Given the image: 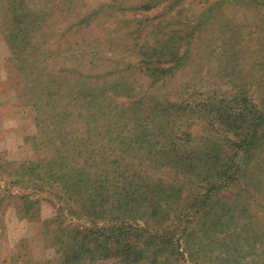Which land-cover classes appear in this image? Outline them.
Wrapping results in <instances>:
<instances>
[{"label": "rangeland", "instance_id": "obj_1", "mask_svg": "<svg viewBox=\"0 0 264 264\" xmlns=\"http://www.w3.org/2000/svg\"><path fill=\"white\" fill-rule=\"evenodd\" d=\"M164 41L174 55L149 65ZM235 90L264 105V0H0V264H120L77 244L109 228L133 233L141 247L153 236L166 239L136 264H264V146L247 163L246 179L221 188L159 186L170 168L143 160L147 182L118 186L121 209L132 212L117 220L89 215L93 203L107 205L108 187H96L92 174L76 194L49 179L62 165L71 174L82 166L105 173L104 158L115 154L116 180L121 169H137L146 152H123L105 126L128 102L179 105ZM103 102L111 105L105 115ZM204 132L190 126V149L206 145ZM147 183L158 185L154 203L170 187L179 199H164V212L150 216L135 190Z\"/></svg>", "mask_w": 264, "mask_h": 264}, {"label": "trees", "instance_id": "obj_2", "mask_svg": "<svg viewBox=\"0 0 264 264\" xmlns=\"http://www.w3.org/2000/svg\"><path fill=\"white\" fill-rule=\"evenodd\" d=\"M142 8L148 9L144 5H142ZM166 42H163L164 46L159 51L150 56L152 61L149 65L159 63L167 55H174L173 49L168 54ZM167 61H170V59ZM171 69L172 67H169L163 69V71L168 72ZM157 70L155 68V71ZM163 71L151 74L154 82L162 77L165 73ZM154 73L155 75H153ZM107 95V93L104 94L105 98ZM227 96L220 97L213 94L198 99L194 103L182 102L179 105L175 102H169L168 99L146 100L148 99L146 97L133 102L127 101L128 103L125 106L124 104L121 105L124 106L122 111L116 112L105 126L110 138L113 136L115 139H121L120 150L123 152L126 153L131 150H144L146 152L147 156H141L140 163H137L139 167L135 170L121 169L118 173L121 180H116L118 171L113 164L121 156L115 154L113 157L104 158L105 162L110 164L105 173L100 166H96V171L82 166V171L71 174L69 170H62L64 168L62 164L68 161V158L61 155L58 164L62 166L56 172L54 169L50 170L49 179L56 183L58 187L63 188L65 193L74 192L76 194L75 186L84 187L87 177L92 174L96 179V187L104 189L107 186L109 192L105 191L102 195L107 205L97 209L93 203L94 207L93 210H90L89 215L95 218L107 219L108 215L116 214L113 220L126 215L129 216V212H132L128 209H121L120 198H116V191L120 189L118 186L126 185L134 188L132 185L136 182H147L146 177L141 175V167L145 164L141 163L143 160L146 163L170 168L171 176L166 177L165 181H161L160 177L158 180L160 181L159 186L162 182L168 180L178 183L187 181L186 184L210 182L211 185L214 182H218V184L219 182H221L220 184L227 183V185L230 184L229 182H240L241 176L246 179L247 163L250 158L261 151L264 146V105H261L263 100L261 103L256 104L255 98L244 91L235 90ZM110 107L109 102H103L104 115L106 112H110ZM194 122L197 125L205 126L204 136L206 135L205 140L208 142L204 147L198 148L195 146L196 148L190 149L187 144H189L190 135H193L190 133V126ZM98 126L94 130H98ZM261 128H263V131L260 133ZM193 145L197 144L193 142ZM157 146L159 148L155 150ZM99 162L101 163V161ZM186 175L189 177H186ZM109 177H112L113 180H110ZM179 177L182 179H179ZM149 180L150 177L148 182ZM220 184L219 188L222 186ZM158 185L147 183L142 187L135 188L138 192L142 190L143 203L148 207L150 216L154 214L161 215L164 212L160 206V202L164 199H179V194L177 192L173 193V188L170 187V194L154 203L152 201L153 190L158 192V189H154ZM121 189H127L128 192L127 187ZM162 194L163 191L160 189L158 195L162 196ZM117 196L120 197V195ZM128 199H130V203L133 200L132 198ZM100 229L106 228L102 227ZM107 230H109L107 233H97V237L100 238L89 239L87 242L84 241L87 235H83L82 241H77V244L81 246L79 247L81 251L96 253L100 248L101 258H116L120 264H136L142 254L147 252L152 245L154 249H160L168 243L163 236L156 237L157 241L155 242L153 238L155 236H153L144 243L146 246L141 247L142 245L138 240H133V233L120 231V229L113 230L112 228ZM92 244L95 245L94 248ZM81 256L82 253L76 257ZM95 260V258H91L89 261ZM65 261L69 262L71 259L67 257Z\"/></svg>", "mask_w": 264, "mask_h": 264}]
</instances>
